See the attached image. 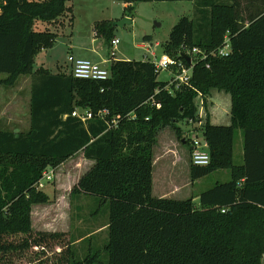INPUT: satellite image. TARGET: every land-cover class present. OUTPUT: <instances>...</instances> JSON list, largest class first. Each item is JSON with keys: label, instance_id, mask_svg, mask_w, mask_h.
<instances>
[{"label": "trees", "instance_id": "16d2710c", "mask_svg": "<svg viewBox=\"0 0 264 264\" xmlns=\"http://www.w3.org/2000/svg\"><path fill=\"white\" fill-rule=\"evenodd\" d=\"M67 1L0 0V75L5 76L0 83L12 86L20 76L31 79L29 131H0V264L31 250L43 252L47 246L59 251L53 264H261L264 0L248 12L241 11L238 0H108L129 4L126 9L137 3H194V19L181 18L163 47L162 55L191 68L188 84L178 88L157 81L159 71L150 61H115L112 56L110 77L102 82L33 70L37 54L50 49L56 37L49 29L36 31L35 25L71 16ZM114 28L109 22L99 23L94 35L110 45ZM226 39L229 51L222 57L218 52ZM171 72L177 73L176 68ZM212 90L229 96L230 124L211 125L206 116L200 132L210 162L190 165V180L217 170L229 171L230 180L200 194L199 207L193 199L153 197L158 133L171 127L189 147L180 127L197 122L195 100L201 96L206 103ZM78 110L90 112L91 118L82 123L72 117ZM238 130L242 164L235 166ZM79 153L93 166L73 187L71 197L91 196L109 206L103 263L93 254L77 260L67 235L34 232L31 225L32 207L49 202L37 188L42 174Z\"/></svg>", "mask_w": 264, "mask_h": 264}, {"label": "rangeland", "instance_id": "374dc122", "mask_svg": "<svg viewBox=\"0 0 264 264\" xmlns=\"http://www.w3.org/2000/svg\"><path fill=\"white\" fill-rule=\"evenodd\" d=\"M241 11L258 8L263 0H238ZM66 7L71 9L56 23H38L36 31L49 29L56 35L50 49L43 50L35 57L36 64L43 66L52 74L70 71V58L86 59L108 67L113 53L115 61H151L150 53L158 60L168 36L178 21L186 17L194 19L193 2H152L137 3L128 9L122 3L108 0H69ZM70 17L72 22H70ZM129 18L130 24L118 26L123 19ZM109 22L115 26L114 39L119 44L113 48L105 44L102 37L94 35V26ZM63 23V24H62ZM148 37L149 41L144 42ZM105 62V63H104ZM4 76V75H1ZM173 74L169 70L160 71L159 82H170ZM219 100V101H218ZM195 104L204 124L209 116L213 125L229 126L230 98L223 92L212 90L204 103L202 97ZM200 109L202 111L200 112ZM82 113V110H78ZM188 125V124H187ZM182 125L185 132L191 127ZM158 148L152 158V196L170 200L193 199L198 206V196L217 183L230 180L227 170H217L208 176L191 182L189 147L179 140L171 127L163 128L157 135ZM184 141V140H183ZM157 144V142H156ZM54 169L50 181H44L43 192L49 197L46 205H35L31 211V225L34 232L63 233L71 240V247L77 260L90 254L99 256L103 263L107 260L104 248L108 240L109 222L108 203L91 196H73L71 191L78 180L91 169L92 165L81 158H73ZM233 164H242V133L236 131L233 142ZM160 198V197H159ZM29 251L21 258L12 256L7 264H53L59 252L54 246H47L43 252ZM264 264V255L261 259Z\"/></svg>", "mask_w": 264, "mask_h": 264}, {"label": "built area", "instance_id": "2783aa9c", "mask_svg": "<svg viewBox=\"0 0 264 264\" xmlns=\"http://www.w3.org/2000/svg\"><path fill=\"white\" fill-rule=\"evenodd\" d=\"M119 44L117 39H113L110 45L115 48ZM229 46L227 39L225 40L224 46L219 50L218 55L222 57H226L228 55ZM194 55L199 54L198 51L192 50L191 52ZM113 56V53L111 55ZM152 60L150 61L157 71L169 70L175 67L177 73H172V79L170 80L169 85H173L178 88L181 85H187L191 75V68L186 69L182 64L175 62L171 58L166 55H162L158 60L155 59L153 53H150ZM206 58L205 55L202 56V60ZM70 63V72L69 74L79 80H88L94 82H102L106 81L110 77V72L108 67L105 68L101 64H97L91 62L86 59H77L73 60L72 58L68 61ZM105 63V62H104ZM110 63V61H109ZM201 98V96H199ZM158 107V106H157ZM202 109H200V112ZM72 117H78L82 123H85L87 120L91 118V113L88 111H84L83 113H78L75 111L71 115ZM197 122L194 123L189 121L188 125L191 127L188 129L185 134L187 135V140L189 142V154H190V163L195 167H204L207 166L210 162L208 146L205 140L201 136L200 128L204 125L201 121V117L199 115V111L197 112ZM54 170L46 171L42 174V178L37 184V188L42 190L44 185V181H50L52 178Z\"/></svg>", "mask_w": 264, "mask_h": 264}, {"label": "crops", "instance_id": "0c3cea01", "mask_svg": "<svg viewBox=\"0 0 264 264\" xmlns=\"http://www.w3.org/2000/svg\"><path fill=\"white\" fill-rule=\"evenodd\" d=\"M122 5L124 8H126L128 7L129 4H122ZM35 60L33 64V70H37L39 68L48 70L46 68H43V66L41 65L39 67V65L36 64ZM69 72L60 71L59 73L56 74H52L51 72L49 73L51 75H57V74L68 75ZM4 79L5 76L0 75V81ZM30 100H31L30 77L20 76L12 86H5L0 83V131L13 133L15 135L26 134L29 131ZM229 119H230V110H229ZM210 124L213 125L214 123L210 121ZM156 148H158V141L153 148V156ZM78 155H81V158L83 159V154L79 153L74 157L70 158L69 160H67L66 162H69L70 160H75L73 158L77 157ZM83 160L93 166L92 161H87L85 159ZM159 197L162 198L163 196L162 197L159 196Z\"/></svg>", "mask_w": 264, "mask_h": 264}, {"label": "water", "instance_id": "95a60500", "mask_svg": "<svg viewBox=\"0 0 264 264\" xmlns=\"http://www.w3.org/2000/svg\"><path fill=\"white\" fill-rule=\"evenodd\" d=\"M131 20L130 19H123L119 24H117L118 26H124L126 24H130ZM183 59L187 62L188 66H191V61L189 59V57H187L186 55L182 54ZM184 142V141H182Z\"/></svg>", "mask_w": 264, "mask_h": 264}]
</instances>
